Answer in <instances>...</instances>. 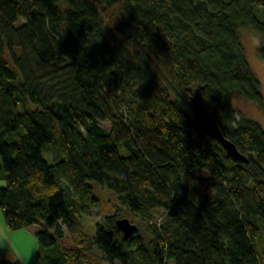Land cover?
<instances>
[{
  "label": "trees",
  "instance_id": "16d2710c",
  "mask_svg": "<svg viewBox=\"0 0 264 264\" xmlns=\"http://www.w3.org/2000/svg\"><path fill=\"white\" fill-rule=\"evenodd\" d=\"M259 7L0 0V210L13 228L35 227L36 263L61 240L46 264H264V129L237 121L233 104L264 113L239 35L242 25L264 35ZM191 96L247 161L181 107ZM46 143L58 160L43 155ZM91 180L116 205L87 232L100 200ZM126 212L145 221L148 239L137 225L123 238L115 220ZM0 264H10L7 250Z\"/></svg>",
  "mask_w": 264,
  "mask_h": 264
},
{
  "label": "rangeland",
  "instance_id": "374dc122",
  "mask_svg": "<svg viewBox=\"0 0 264 264\" xmlns=\"http://www.w3.org/2000/svg\"><path fill=\"white\" fill-rule=\"evenodd\" d=\"M254 13L259 19L264 21V9L262 7L256 8ZM246 30H254V29L250 25H242V27L239 28V35L242 39L245 54H246L247 59L250 62V60L253 59L255 56H257L258 53L256 50L252 49L251 47L246 46V41H244L243 35H242V33ZM260 85H261V91H262V94L264 97V85H262L261 82H260ZM47 93L50 94L49 92H47ZM233 104L239 110L235 114V119L237 121L239 120L241 115H243L245 117H248V118L258 122L262 126V128L264 129V113H263V111L256 108L252 104L244 102L240 99H234ZM180 105L185 111H187L188 113L191 114V105H190L189 101L180 100ZM208 110L210 111L209 108H208ZM99 124L106 127V128L109 127V122L107 120H101V121H99ZM41 151H42L43 155L47 158L48 161H55V160H58L60 158L59 153L56 150H54L52 145L49 143L43 144ZM55 155H56V157H55ZM51 157H55V158H51ZM191 172L193 174L200 175L202 177L207 176V170L202 168V167H194L193 169H191ZM3 184H4V181H0V186ZM90 184L94 186V191L98 195L100 200L97 204L92 205L90 207L89 214L86 216V219L84 222V229L87 232H91L93 229L94 222L102 221L103 216L105 214L111 212L116 205L114 197L112 196V193L108 189L100 186L94 180H91ZM189 186H191V185L189 184ZM160 214H161V210H157L154 213L155 216L159 215V217L161 216ZM125 217L129 218L130 221L134 222L138 226V231L140 232V234L145 239L149 238V233L147 230L146 223L141 217H139L137 215H133L131 212H126ZM31 228H35V227L30 226V228H27V229L32 230ZM60 228H61L63 234H66V229H65L64 225H61ZM62 244H63L62 241L59 240V242H57L55 245L44 248L41 251L42 256L39 258L38 262L35 264H46V260L44 258V255L58 253ZM34 259H35V254L32 255L30 260H28L27 264H34ZM170 264H172V263H170Z\"/></svg>",
  "mask_w": 264,
  "mask_h": 264
},
{
  "label": "clouds",
  "instance_id": "9594fccd",
  "mask_svg": "<svg viewBox=\"0 0 264 264\" xmlns=\"http://www.w3.org/2000/svg\"><path fill=\"white\" fill-rule=\"evenodd\" d=\"M246 46L259 51L264 49V35L256 30L242 33ZM250 67L256 78L264 85V54L250 60ZM38 236L27 228H13L3 210H0V249L7 250L10 264H27L33 254L39 251Z\"/></svg>",
  "mask_w": 264,
  "mask_h": 264
},
{
  "label": "water",
  "instance_id": "95a60500",
  "mask_svg": "<svg viewBox=\"0 0 264 264\" xmlns=\"http://www.w3.org/2000/svg\"><path fill=\"white\" fill-rule=\"evenodd\" d=\"M190 105L191 115L194 121L206 135L219 141L232 157L238 160L247 161L245 155L239 152L235 144L223 135L219 124L212 113L196 97H190ZM115 223L122 231L124 239H127L137 229L136 224L125 216L117 218Z\"/></svg>",
  "mask_w": 264,
  "mask_h": 264
},
{
  "label": "crops",
  "instance_id": "0c3cea01",
  "mask_svg": "<svg viewBox=\"0 0 264 264\" xmlns=\"http://www.w3.org/2000/svg\"><path fill=\"white\" fill-rule=\"evenodd\" d=\"M0 181H3V180L0 179ZM30 226H33V225H29V226L26 227V228H30ZM31 229H32L31 231L34 232L35 228H31ZM3 250H6V249H3ZM35 263H36V258L34 259V264H35Z\"/></svg>",
  "mask_w": 264,
  "mask_h": 264
}]
</instances>
